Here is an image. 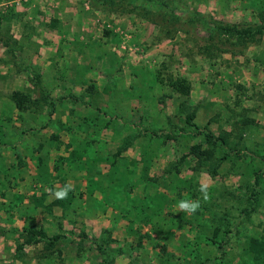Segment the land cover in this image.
<instances>
[{"label": "rangeland", "instance_id": "rangeland-1", "mask_svg": "<svg viewBox=\"0 0 264 264\" xmlns=\"http://www.w3.org/2000/svg\"><path fill=\"white\" fill-rule=\"evenodd\" d=\"M262 1L0 0V129L16 135L0 136V149L3 142H11L16 153L20 148L25 152L15 167L0 162V193H9L15 183L13 192L20 193L13 200L16 211L8 200L0 210V264H99L109 256L113 264H196L194 249L198 264L205 259L213 261L208 264H231V258L232 264H254L243 248L264 227V200L249 219L240 214L252 180L232 175L236 170L228 162L219 176L204 172L197 181L210 184L211 199L201 201L197 212L181 214L177 202L192 198L183 190L180 199L169 186L185 185L194 175V159L186 157L178 177L166 172L194 143L192 136L176 134L180 127L194 130L184 123L186 112L194 109L197 125L214 119L209 127L219 132L235 131L244 118L254 120L245 136L263 139L264 35L244 49L216 42L220 51L210 58L200 48L206 44L203 25H194V16L202 15L217 22L264 26V18L257 17L264 14ZM30 67L40 75L39 85ZM176 78L190 84L188 98L169 87ZM14 91L41 106L17 111L10 100ZM181 102L186 107L180 113ZM62 127L73 129L62 134ZM54 130L61 133L63 144L76 139L78 151L103 177L84 180L89 203H82L79 191H73L69 211L56 207L49 216L37 218L36 225L43 226L48 237H61L47 252L43 243L23 246L19 234L28 199L47 192L45 184L53 183L32 181L31 165L37 157L48 161L54 147L48 135ZM165 134L175 140H166ZM126 141L130 145L114 159ZM13 147L1 149L0 156L9 155ZM107 159L122 172L106 178ZM145 171L148 180H141ZM76 181L79 184L81 176ZM54 182L53 190L61 187ZM46 199L56 198L49 192ZM152 212L158 213L151 222L159 226V235L143 222ZM12 220L20 230L11 229ZM220 222L231 229L222 249L217 247L222 238L213 245L206 232ZM197 225L199 233L194 234ZM83 234L88 240L81 242ZM146 234L151 238L141 240ZM96 239L107 243L105 254L91 243Z\"/></svg>", "mask_w": 264, "mask_h": 264}, {"label": "trees", "instance_id": "trees-1", "mask_svg": "<svg viewBox=\"0 0 264 264\" xmlns=\"http://www.w3.org/2000/svg\"><path fill=\"white\" fill-rule=\"evenodd\" d=\"M263 1L261 2V5L264 9ZM257 17L262 20L264 18V14L260 13L257 15ZM194 25H203V29L206 33V44L200 48L201 51L206 52L210 58L215 57V50L218 49L217 51H220L216 42L224 45L229 44L231 46L230 49H244L247 48L249 44L257 43L264 35V26L261 23L242 26L240 24L217 22L215 20L205 19L202 15H197L194 16ZM30 71L33 78L35 79L34 81H36V84L39 85L40 75L36 74L34 68L30 67ZM156 80L158 83L162 84V81H160L158 78H156ZM168 85L171 90L178 93L179 96L184 98L189 97L191 86L185 78H176L174 80H170ZM91 89L93 90V88ZM10 100L12 101L14 108L19 112L27 111L31 105L32 107H36L38 104H40L36 103L37 101L34 99L31 100L28 94H25L21 91L12 92L10 95ZM43 101H46V96H43ZM39 106H37V108ZM185 107L186 102H181L179 104L180 113L185 112ZM195 119L196 109H194V112L191 113L186 112L184 123L194 130H192L191 133L188 131L185 132V128L180 127L178 129L179 134H176L179 136L182 132H184L194 138V143L189 146L188 152L182 157H179L177 162L172 164L166 172L169 175L178 177L181 173V169L184 167L186 157H189L194 159V175L191 176L182 187L177 188L176 185H172L173 187L169 186L170 192L173 193V190H175L174 194H178V197L181 199L183 196L181 191L186 190L188 196L194 199L200 193L198 191L200 185L197 180L200 179L201 174L206 172L208 176L212 178L219 176L220 167L223 165V163L228 162L231 164L230 168H234L233 170H236L232 175H239V177L241 175L243 180H252L251 183L246 185L247 198L245 202L247 203V206L240 210V214H242L243 218L249 219L251 215L257 213V209L262 207V201L264 200V137L260 140V142H258L250 140L251 137L247 138L245 136V131L250 129L251 125L254 124V120H250L248 118H244L240 124L235 126L238 132H236V130L234 131L233 129L231 132H225L223 130L220 132L215 131L209 127L211 122H215L214 119L209 120L207 124L202 126L197 125ZM59 123L61 124V122ZM46 125L47 124H44L43 127ZM62 125L63 124H61V126ZM61 129L62 130L59 132H63L62 134H65L64 132L69 130L71 131L73 128L64 129L62 127ZM33 130L34 129H32V131ZM59 135L62 136L61 133L57 134L55 130L48 135L49 142L54 147L51 148L52 151H50V153H47L49 154L48 161L44 160V158L37 157L36 164L32 165L35 172V175H32V181H37L38 183L42 181L41 183H47L48 180H52L53 183L50 182V184H45L51 189H53V185L55 183L54 181L56 180L59 181L61 187L65 184H73V191H79L78 196L81 199V202L86 203V199H83L84 196H86L87 202L89 203V194L87 195L88 192H85L86 189L88 190L87 185L85 186V189H81L80 186L77 185L83 183L84 180H102L103 173H99L97 169L88 162L89 160L78 151L76 139L72 140L70 138L63 144V142L59 139ZM164 138L166 140H175V137L174 135L172 136V134H165ZM3 143L2 145H7V143ZM129 145V142L126 141L123 148L118 149L113 158L115 159L116 157L120 156L123 149H125V146ZM93 160L95 161L96 159H92V161ZM103 162L105 165L108 164L107 174L110 176L112 175L111 172H115V175L122 172L120 169H118L114 160L110 162V160L107 159ZM102 169L106 170V167L104 166ZM124 173L125 172L123 171L122 176H124ZM105 175L106 174H104V176ZM225 175L228 174L226 173ZM79 176H81V181L76 185V179ZM140 179L148 180V174L146 171L145 176H142V178L140 177ZM21 180H23V178H21ZM86 183H88V181H86ZM15 184L8 187V189H10L9 192L13 190ZM17 185L18 184H16V186ZM42 186L43 185H41V187ZM73 191H70L68 193V198L64 200L54 199L52 201H47L46 198L49 196L48 191H42L38 197L36 195H32V200L31 198L28 199L27 205H29V207H25V221L19 234L20 238L23 239V246L43 243L45 245V250L47 252H52L53 247L57 245L61 237L59 235L48 237L43 226L36 225L37 217L44 214L49 216L51 210L56 207L60 208L62 211H69V206L74 203L75 199V194H73ZM93 194V192L90 193L91 196ZM8 195L10 194L0 193V210L3 207H6L5 202H7V200L9 204L12 203ZM181 214H184V212H181ZM155 215H158V213L152 212V218L148 215V217L144 218L143 222L145 221L144 223H148L151 228L150 230L155 235H159L161 233L159 226L151 222L153 220V216ZM166 215L169 214L167 213ZM206 232L207 238H211L213 240V245L217 244L215 242L217 238H222L221 243H219V246H217L218 249H222V247L225 248L226 243L223 240L225 239L226 235L231 233V229L229 224L226 225L223 222H220L216 226H211V229L206 228ZM188 233L189 232L187 231L185 235ZM198 233L199 225H197V229L194 234ZM145 238L150 239L151 237L149 234H146L140 239L142 240ZM84 239L88 240L85 234L82 235L80 241L82 242ZM140 239L139 242L141 241ZM98 242H102V244H98ZM91 243H96L98 252L102 254L106 253V250L103 249L104 245H107L105 241H99L96 239L93 241L91 240ZM22 245L19 246L18 250L22 249ZM195 253L196 249H194V263L198 264L196 261L197 258H195ZM243 253L245 256L250 258L254 264H264V227L258 236H252L248 239L246 247L243 248ZM162 259L164 258L162 257ZM102 261L103 262L99 264H113L114 262L112 258L110 259V256L108 260ZM233 261L234 259L231 258L230 263L232 264ZM210 262L213 261H211V259H205L201 264H208Z\"/></svg>", "mask_w": 264, "mask_h": 264}, {"label": "clouds", "instance_id": "clouds-1", "mask_svg": "<svg viewBox=\"0 0 264 264\" xmlns=\"http://www.w3.org/2000/svg\"><path fill=\"white\" fill-rule=\"evenodd\" d=\"M210 187L209 183H201L198 191L200 192V197L196 199H181L177 202V208L180 212H186L188 214H193L197 212L201 207V201L208 202L211 199V194L208 191ZM48 192L52 193L54 197L58 200H64L68 198V193L73 191V186L71 184H65L60 188L47 189Z\"/></svg>", "mask_w": 264, "mask_h": 264}, {"label": "crops", "instance_id": "crops-1", "mask_svg": "<svg viewBox=\"0 0 264 264\" xmlns=\"http://www.w3.org/2000/svg\"><path fill=\"white\" fill-rule=\"evenodd\" d=\"M1 74V73H0ZM4 79V76H3V74H1L0 75V82L2 83V81H1V79ZM2 120L3 119H0V121L2 122ZM14 130H9V129H0V136H3V137H6V136H10V137H14V136H16L14 133ZM20 133H22V132H20ZM8 145H4L1 149L2 150H5V149H10L11 147H13V146H11V145H14L15 146V143H11V142H8L7 143ZM16 146L15 147H13V150H12V152L9 154V155H3V154H1V156H0V162H5V163H7V165L10 167L11 165H13L14 167H15V163H17V164H20V158L22 159V155H24V150L22 149V148H20V152L19 151H17V153H16ZM0 149V150H1ZM25 158V157H24ZM31 167H32V165H31ZM32 175H35V172H34V170H33V168H32V174H31V176ZM107 176H106V178H108V177H110V175L109 174H106ZM19 180H21V177L19 178ZM85 186H86V184L83 182V183H81L80 184V188L81 189H85ZM15 187V186H14ZM16 188V187H15ZM14 188V189H15ZM96 189V188H95ZM15 191V190H14ZM5 194H10V195H8V197L11 199V204L10 205H14V210L16 211L17 209H15V207L17 208V206L14 204V202H13V200H14V198L16 199V197L18 196V194H20V193H16V194H14V192H13V190L11 191V192H9V193H5ZM33 194V193H32ZM97 195H98V192H97ZM84 197H86V196H84ZM85 202L87 203V200H85ZM85 203V204H86ZM18 211L20 212V210H19V208H18ZM13 213H15V212H12V214ZM0 214H1V211H0ZM19 216V215H18ZM39 217H47L46 215H39L37 218H39ZM10 224H11V229H15V230H20L21 229V226L20 227H17V226H15L16 224H15V221H8ZM17 227V228H16Z\"/></svg>", "mask_w": 264, "mask_h": 264}]
</instances>
